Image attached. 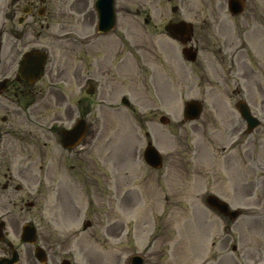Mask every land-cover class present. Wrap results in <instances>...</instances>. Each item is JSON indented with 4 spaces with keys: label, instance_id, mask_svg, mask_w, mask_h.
<instances>
[{
    "label": "rangeland",
    "instance_id": "rangeland-1",
    "mask_svg": "<svg viewBox=\"0 0 264 264\" xmlns=\"http://www.w3.org/2000/svg\"><path fill=\"white\" fill-rule=\"evenodd\" d=\"M56 1L63 0H49L51 11L40 18L43 28L32 23L33 36L42 35L31 37L24 49L47 50L49 66L68 68L70 74L77 61L75 51L61 50L51 34L92 35L87 17L76 13L92 7L84 0H65L61 13ZM126 4L128 13L117 16L123 28L117 26L102 39L126 35L127 68L116 83L123 82L129 105L111 106L110 101L99 105L90 99L94 107L87 120L93 134L77 153L75 176L81 187L71 193L80 210H70L65 201L61 219L75 225L90 220L95 264H126V256L128 264L134 254L143 255L145 264H264V68H251L253 73L243 80L234 68H199L198 58L191 66L183 63L180 53L170 54L169 38L162 32L165 19L159 12L165 16L169 9L160 2L158 8L150 7L153 28L152 22L144 25L143 14L138 13L147 7L139 8L130 0ZM86 52L80 46L78 58H84V64ZM171 61L175 68H170ZM84 64L80 77L86 75ZM239 98L261 120L248 136L240 134L244 123L235 109ZM190 99L201 101L203 111L197 120L185 122L183 106ZM162 115L168 119L165 124L159 121ZM228 130H234L231 139L226 137ZM148 140L163 156V166L157 170L142 158ZM222 145L225 151L219 148ZM67 157L61 158L65 177L72 174ZM212 191L232 209H240L241 215L232 221L209 211L203 197ZM157 209L160 216L152 213Z\"/></svg>",
    "mask_w": 264,
    "mask_h": 264
},
{
    "label": "flooded vegetation",
    "instance_id": "flooded-vegetation-1",
    "mask_svg": "<svg viewBox=\"0 0 264 264\" xmlns=\"http://www.w3.org/2000/svg\"><path fill=\"white\" fill-rule=\"evenodd\" d=\"M64 1H56L60 5L55 7L61 13L67 5H63ZM84 1L88 6L90 0ZM190 1L130 3L147 7L146 11H138L143 14L144 25L152 22L150 7L158 8L160 2L169 9L170 14L166 12L165 16L159 12L165 19L162 32L172 41H168L169 52L172 56L180 53L190 66L198 58L199 68H234L238 79L243 80L253 73L251 68H264V0ZM126 2L114 1L115 28H123L117 16L128 13ZM231 5L240 11L233 13ZM85 10L86 7L76 13L93 24L94 12ZM50 11L49 0H0V264L96 263L95 233L90 220L79 225L64 223L61 214L65 201L70 210H80L69 190L81 185L75 176L79 167L77 153L89 140L86 137L93 134L87 119L94 100L99 105L110 101L111 106L127 100L123 82L116 83L117 77L124 75L123 68H127V38L120 33L116 40L102 39L109 33L96 31L91 35L83 29V38L69 32H53L51 37L59 42L61 50L66 47L75 51L74 68L68 74V68L49 66L48 59L42 68H32L36 52L46 50L24 48L32 42L31 37L39 39L42 35L36 32L33 36L32 23H40L43 28L40 18ZM150 25L156 28L155 23ZM48 27L46 22L45 28ZM80 46L87 51L85 64L84 58H78ZM45 55L48 58L47 52ZM189 55H195L193 62L186 59ZM211 59L214 64H209ZM83 64L88 68L82 82L83 68L79 67ZM169 64L175 68L174 62ZM87 86L94 88L92 94L87 93ZM104 89L109 93H104ZM81 121L85 122L82 146L66 148L64 132ZM233 133L228 130L227 139ZM220 148L225 150L224 145ZM57 152L58 157H53ZM64 154L68 155L65 163L72 170L66 177L62 172L66 166L61 159ZM106 171L107 180H111L110 166Z\"/></svg>",
    "mask_w": 264,
    "mask_h": 264
},
{
    "label": "water",
    "instance_id": "water-1",
    "mask_svg": "<svg viewBox=\"0 0 264 264\" xmlns=\"http://www.w3.org/2000/svg\"><path fill=\"white\" fill-rule=\"evenodd\" d=\"M113 0H97L95 7L98 11L99 18H100V27L103 30H108L111 24H113ZM237 108L239 112L242 114V116L249 122L252 123L250 128H254L258 125V121L253 118V116L250 114L249 109L243 105L238 104ZM201 112V104L197 101H188L185 104V118L186 119H196L199 117V114ZM145 160L151 164L153 167H158L161 165V156L160 154L152 147H148L145 150L144 153ZM207 203L212 206L213 208H216L220 212H223L225 215H229L230 218H235V216L238 215V211H229L227 209V205L218 200L214 196H207L206 198ZM130 264H142V259L139 256H133L131 259Z\"/></svg>",
    "mask_w": 264,
    "mask_h": 264
}]
</instances>
